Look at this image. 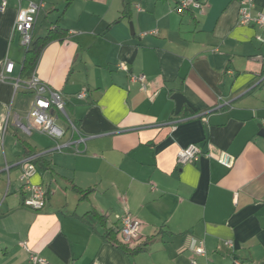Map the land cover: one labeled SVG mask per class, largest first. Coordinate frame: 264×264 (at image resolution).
<instances>
[{"label": "crops", "instance_id": "1", "mask_svg": "<svg viewBox=\"0 0 264 264\" xmlns=\"http://www.w3.org/2000/svg\"><path fill=\"white\" fill-rule=\"evenodd\" d=\"M198 1L201 8L178 12V0H131L124 18V0L23 1L45 5L35 40L67 32L45 47L35 73L63 95L88 137L87 151L75 155L68 147L43 154L56 142L17 124L16 116L27 123L34 96L14 84L26 52L14 33L18 1L8 0L0 74L6 60L15 69L0 82V264H30L31 254L51 264H264V27L240 23L250 0ZM252 2L254 15L264 13V0ZM84 89L86 99H77ZM176 93L192 107L176 114ZM191 144L210 158L179 165ZM29 152L40 159L30 182L47 192L42 211L23 204ZM221 152L235 157L232 168L217 162ZM93 211L108 217L105 227ZM127 214L142 222L132 246L150 240L134 257L104 240ZM193 238L205 256L190 249Z\"/></svg>", "mask_w": 264, "mask_h": 264}, {"label": "built area", "instance_id": "2", "mask_svg": "<svg viewBox=\"0 0 264 264\" xmlns=\"http://www.w3.org/2000/svg\"><path fill=\"white\" fill-rule=\"evenodd\" d=\"M19 4V12L16 18L14 33L20 35V44L24 48L25 52L30 48L33 38L34 29L38 21V17L42 10L45 8L43 2L33 3L30 2L26 7L22 5L24 0H17ZM178 12H184L189 8H201V4L198 0H178ZM8 0H0V12H4L7 9ZM253 2L252 0L245 3V6L240 11V23L242 25H259L264 27V13H252ZM152 34L158 35L157 31L144 33L143 35ZM259 41L264 43V39L259 38ZM119 68L128 72V67L121 63ZM15 63L10 60H6L4 71L0 74V82H6L11 79V75L14 72ZM130 79L132 82L141 81L145 83L147 77L145 75L131 74ZM16 89L23 88L27 92H30L34 96V102L31 109L26 114L25 118L27 123H23L19 116H16L18 126L28 135H31L33 130L48 136L53 139L56 144L51 149L45 151L43 154L49 152H62L65 147L71 149L73 154L80 155L87 151L88 137L82 135L79 129L69 116L66 110V102L63 95L60 92L53 90L48 84L41 81L34 72L29 79L23 81L18 78L14 81ZM87 97V90L84 89L76 95L79 100H85ZM66 124L67 128H63L58 124L60 119ZM262 128L264 129V123ZM67 134H70V138L66 144H61L58 141L64 139ZM205 156L210 158V154L204 153L203 149L197 144H191L186 148H183L178 156L177 162L179 165H186L192 162H197L200 157ZM37 157L28 156L23 162V173L21 175V181L24 184V188L31 192L30 197L25 198L24 206L31 208L35 211H42L46 204V190L43 186L33 185L30 182V178L36 173V167L34 161ZM219 164L230 169L235 164V157L227 152H221L216 159ZM142 222L133 215L127 214L120 219V238L123 243L133 244L139 240V229ZM226 245L232 247V242H226ZM27 249V247H25ZM190 249L197 256H205L206 249L204 242L193 238L190 244ZM28 250V249H27ZM193 264H198L196 261H192ZM30 264H51L45 258H42L36 254H31ZM233 264H240L239 261H235Z\"/></svg>", "mask_w": 264, "mask_h": 264}, {"label": "trees", "instance_id": "3", "mask_svg": "<svg viewBox=\"0 0 264 264\" xmlns=\"http://www.w3.org/2000/svg\"><path fill=\"white\" fill-rule=\"evenodd\" d=\"M73 0H67V4L71 3ZM190 9V8H189ZM186 11V10H185ZM131 16V0H124V9L122 12V17H130ZM67 37V32L61 28H54L51 31L48 32V34L45 37L36 39L33 38V42L30 46V48L25 53V58L22 63V71H21V79L23 81H26L31 77V75L35 72L37 65L39 63L40 57L42 55L43 50L45 47L50 44L53 41L57 40H64ZM27 156H33L32 153H27ZM40 159H37L36 161L39 162ZM34 163H36L34 161ZM83 197H87L92 190L88 191H79ZM46 200H47V192H46ZM24 204V201H23ZM93 215H95L97 218H99L101 224L106 226V222L108 220V217L99 215L96 212H92ZM120 234V227L115 228L111 227L108 228L104 233V240L106 242L111 243L113 246H115L119 251L123 253L126 257H134L137 256L145 251H147L148 245L150 243L149 241H146L145 243L133 245L132 244H126L123 243L121 240H118V235Z\"/></svg>", "mask_w": 264, "mask_h": 264}, {"label": "water", "instance_id": "4", "mask_svg": "<svg viewBox=\"0 0 264 264\" xmlns=\"http://www.w3.org/2000/svg\"><path fill=\"white\" fill-rule=\"evenodd\" d=\"M173 99L176 101V104H177L176 114H178L182 110L185 104L192 107V104L189 102V100L185 98V96L181 93H176L173 96ZM259 136L264 138V129L262 127L260 129Z\"/></svg>", "mask_w": 264, "mask_h": 264}, {"label": "rangeland", "instance_id": "5", "mask_svg": "<svg viewBox=\"0 0 264 264\" xmlns=\"http://www.w3.org/2000/svg\"><path fill=\"white\" fill-rule=\"evenodd\" d=\"M60 120L62 121L63 119L61 118Z\"/></svg>", "mask_w": 264, "mask_h": 264}]
</instances>
